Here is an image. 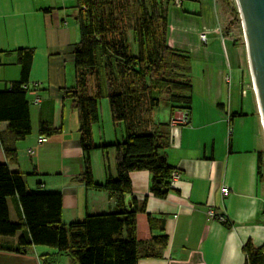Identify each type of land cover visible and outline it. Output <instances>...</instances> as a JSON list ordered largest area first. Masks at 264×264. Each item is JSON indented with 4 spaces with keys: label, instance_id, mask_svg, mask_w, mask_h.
I'll return each instance as SVG.
<instances>
[{
    "label": "crops",
    "instance_id": "obj_1",
    "mask_svg": "<svg viewBox=\"0 0 264 264\" xmlns=\"http://www.w3.org/2000/svg\"><path fill=\"white\" fill-rule=\"evenodd\" d=\"M74 4L75 0H0V91L21 77L17 50H33L26 83L31 133L17 142L15 162L7 159L0 144V163L20 172L30 191L61 192L64 223L117 209L114 196L80 180L78 115L64 93L76 81L73 52L80 33ZM223 14L219 0H183L181 6H168L169 43L191 56L193 102L187 121L171 122L169 128L167 160L180 172L174 189L165 198L156 197L150 191L149 171L130 172L132 191L124 195L126 208L147 197L146 211L137 214L138 264H244L246 240L264 243V178L263 168L261 175L258 168L260 152L264 162V129L249 63L252 86L244 85L235 42L223 32ZM203 33L206 41L200 38ZM181 114H171L164 101L153 116L168 122ZM100 121L93 124L96 145L125 137L122 124L111 120L102 126ZM41 123L57 131L41 134ZM7 127V121L0 122V132ZM42 135L46 140L40 141ZM104 156L102 149L90 153L98 183L106 178ZM107 156L115 173V149L109 148ZM7 201L11 220L19 221L22 212L16 197ZM22 234L0 235V243L15 245ZM159 235L168 237L161 256L146 255L150 249L145 241ZM0 264L71 260L49 246L36 245L26 252L0 249Z\"/></svg>",
    "mask_w": 264,
    "mask_h": 264
},
{
    "label": "trees",
    "instance_id": "obj_2",
    "mask_svg": "<svg viewBox=\"0 0 264 264\" xmlns=\"http://www.w3.org/2000/svg\"><path fill=\"white\" fill-rule=\"evenodd\" d=\"M173 0H75L73 16L80 39L74 48L76 81L64 93L77 110L83 171L80 180L103 189L117 199V209L88 213L82 220L64 223L61 192L30 191L20 172L0 163V235L23 234L15 245L0 243V249L26 252L45 245L67 254L71 264H138L137 214L146 211V199L132 208L124 205V195L132 191L130 172L151 174V193L165 198L173 190L175 167L167 160L171 121H157L154 110L166 101L171 114L190 113L193 102L192 63L187 50L169 43L168 6ZM236 14V8H232ZM133 34V41L130 38ZM135 42V43H133ZM33 50H17L21 77L9 89L0 91V122L8 127L0 132V144L9 161H17V142L31 133L29 101L25 85ZM109 102L114 125L122 124L125 137L110 144L96 145L93 124L100 120V98ZM57 129L41 123V134ZM116 151L115 173L108 161L109 148ZM104 152L105 181L95 182L90 153ZM262 173V152L259 153ZM15 196L22 212L12 221L7 199ZM149 220H152L148 214ZM168 237L159 235L145 241L148 256H161ZM244 264H264V243L251 239L243 244Z\"/></svg>",
    "mask_w": 264,
    "mask_h": 264
},
{
    "label": "water",
    "instance_id": "obj_3",
    "mask_svg": "<svg viewBox=\"0 0 264 264\" xmlns=\"http://www.w3.org/2000/svg\"><path fill=\"white\" fill-rule=\"evenodd\" d=\"M264 129V0H236Z\"/></svg>",
    "mask_w": 264,
    "mask_h": 264
},
{
    "label": "rangeland",
    "instance_id": "obj_4",
    "mask_svg": "<svg viewBox=\"0 0 264 264\" xmlns=\"http://www.w3.org/2000/svg\"><path fill=\"white\" fill-rule=\"evenodd\" d=\"M219 4L223 9V32L233 38L235 42V47L237 48L238 59L240 61V69L241 74L244 80V85L247 84L252 86L251 81L249 82V69H248V61H247V52L244 40V34L242 29V23L240 14L237 8L236 0H219ZM232 8L237 9V13L235 14L232 11ZM130 38L133 41L134 37L132 32H130ZM135 43V42H133ZM164 105V102H161L160 107ZM100 124L103 126V123L111 121V113L109 108V102L106 97L100 98ZM106 107V109H105ZM165 107V106H164ZM263 178H264V162H263Z\"/></svg>",
    "mask_w": 264,
    "mask_h": 264
},
{
    "label": "built area",
    "instance_id": "obj_5",
    "mask_svg": "<svg viewBox=\"0 0 264 264\" xmlns=\"http://www.w3.org/2000/svg\"><path fill=\"white\" fill-rule=\"evenodd\" d=\"M182 2H183V0H173V3L175 5H177V6H181ZM200 38H201V40L206 41V35H205V33L201 34L200 35ZM25 87L27 88L28 85L26 84ZM36 100H38V99H36ZM187 118H188L187 114L185 112H182L181 117H179L178 119H175L174 118V119H172L171 122L174 123L176 121H181L183 123V122H186L187 121ZM44 140H46V136L42 135L40 137V141H44ZM179 177H180V172L178 170H174L172 172V176H171V183L173 184ZM222 191L224 193L228 192V187H223L222 188ZM208 214L211 215V216H213L214 215L213 210L212 209L208 210ZM220 219L221 220H225V217L224 216H221Z\"/></svg>",
    "mask_w": 264,
    "mask_h": 264
},
{
    "label": "bare ground",
    "instance_id": "obj_6",
    "mask_svg": "<svg viewBox=\"0 0 264 264\" xmlns=\"http://www.w3.org/2000/svg\"><path fill=\"white\" fill-rule=\"evenodd\" d=\"M254 85V84H253ZM254 87V86H253ZM254 91H255V89H254Z\"/></svg>",
    "mask_w": 264,
    "mask_h": 264
}]
</instances>
